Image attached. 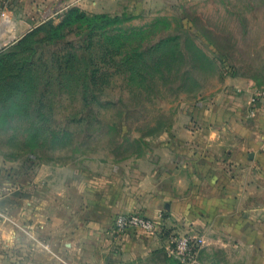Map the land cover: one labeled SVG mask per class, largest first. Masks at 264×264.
<instances>
[{
  "label": "rangeland",
  "instance_id": "374dc122",
  "mask_svg": "<svg viewBox=\"0 0 264 264\" xmlns=\"http://www.w3.org/2000/svg\"><path fill=\"white\" fill-rule=\"evenodd\" d=\"M80 1L48 0L0 54V264H29L35 222L72 219L90 195L146 201L149 165L168 186L165 170L194 164L210 121L264 88V0ZM262 173L200 207L163 210L176 226L154 234L163 264H264ZM132 213L155 222L142 210L110 216Z\"/></svg>",
  "mask_w": 264,
  "mask_h": 264
},
{
  "label": "crops",
  "instance_id": "0c3cea01",
  "mask_svg": "<svg viewBox=\"0 0 264 264\" xmlns=\"http://www.w3.org/2000/svg\"><path fill=\"white\" fill-rule=\"evenodd\" d=\"M47 1L0 0V45L12 37L23 36L34 30L36 21L39 22L41 17L43 4H47ZM87 1L81 0L77 5H84ZM114 3L115 0L108 3L107 0H98L92 4L95 9L111 10ZM21 12L22 15H19ZM10 21L15 30L9 27ZM246 100L248 98L245 95L240 100H233L237 106L235 108L242 112H232L235 109L233 107L219 126L210 121L207 125L209 135L201 136L204 140L200 143L199 155L194 156L193 165L182 160L178 161L176 172L173 170L170 173V168L165 170L168 173L163 180H170L168 186L158 183L151 165L146 168L144 183L140 184L144 190L137 195L146 196V201H135L125 208L110 204L104 206L98 204L97 196L90 195L89 199L93 200H80L72 206V219L36 221L33 248H27L28 254L25 256L29 258V264H163L165 242L162 237L141 230L118 236L113 228L115 219L110 214L142 210L150 214V219L154 218L156 225L161 226V229L158 228L160 232L163 227H176L172 219L166 220L159 215L163 210L173 215L179 205L182 208L187 206L189 210L193 204L200 207L206 203L205 198L217 196L218 190H231L242 182L245 184L243 186L249 187L252 175L262 176L264 172L261 167L264 165V107L260 103L253 105V100ZM254 107L256 111L252 114ZM197 162L202 167L197 174H192L191 166ZM187 171L190 176L194 175V181L187 178Z\"/></svg>",
  "mask_w": 264,
  "mask_h": 264
},
{
  "label": "built area",
  "instance_id": "2783aa9c",
  "mask_svg": "<svg viewBox=\"0 0 264 264\" xmlns=\"http://www.w3.org/2000/svg\"><path fill=\"white\" fill-rule=\"evenodd\" d=\"M7 45L8 43L0 45V54ZM258 102L264 107V88L256 93L253 99V105H256ZM255 111L256 108L254 107L252 114H254ZM113 228L118 236H122L132 230H141L150 235H154L158 231L155 222L137 213L121 214L117 216L114 220ZM177 246L180 255L192 250V246L187 239L179 240Z\"/></svg>",
  "mask_w": 264,
  "mask_h": 264
},
{
  "label": "water",
  "instance_id": "95a60500",
  "mask_svg": "<svg viewBox=\"0 0 264 264\" xmlns=\"http://www.w3.org/2000/svg\"><path fill=\"white\" fill-rule=\"evenodd\" d=\"M253 156L251 155L250 158H252Z\"/></svg>",
  "mask_w": 264,
  "mask_h": 264
}]
</instances>
